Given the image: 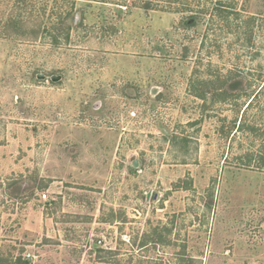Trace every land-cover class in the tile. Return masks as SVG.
Instances as JSON below:
<instances>
[{
  "label": "rangeland",
  "instance_id": "1",
  "mask_svg": "<svg viewBox=\"0 0 264 264\" xmlns=\"http://www.w3.org/2000/svg\"><path fill=\"white\" fill-rule=\"evenodd\" d=\"M145 4L0 0V264H264V0Z\"/></svg>",
  "mask_w": 264,
  "mask_h": 264
},
{
  "label": "trees",
  "instance_id": "2",
  "mask_svg": "<svg viewBox=\"0 0 264 264\" xmlns=\"http://www.w3.org/2000/svg\"><path fill=\"white\" fill-rule=\"evenodd\" d=\"M142 1L146 3L145 8L151 10L159 8L157 4L152 5L155 0ZM165 1L172 3V0ZM228 14L221 18L224 21H228ZM257 73L258 78H256V81L260 84L256 88H253V84L250 81H247L248 84L246 82L244 87V81L230 78L232 77V73H230V77H226V82L230 83L226 86L227 90H219L218 96L221 93L226 100L233 99V101L246 97L247 101L243 108L238 110L237 119L234 122L235 127L225 133L226 139L230 140L231 143L239 141L238 147L246 149L243 154L235 156L234 163L237 166L264 171V74L260 71ZM206 93L207 91L202 96L200 94L195 95L205 100Z\"/></svg>",
  "mask_w": 264,
  "mask_h": 264
},
{
  "label": "water",
  "instance_id": "3",
  "mask_svg": "<svg viewBox=\"0 0 264 264\" xmlns=\"http://www.w3.org/2000/svg\"><path fill=\"white\" fill-rule=\"evenodd\" d=\"M38 79L39 80H44V79H46V76L45 75H38ZM61 80V77L60 76H52L51 77V81L52 82H54V83H57V82H59ZM138 165V163L137 162H135V166H137Z\"/></svg>",
  "mask_w": 264,
  "mask_h": 264
},
{
  "label": "built area",
  "instance_id": "4",
  "mask_svg": "<svg viewBox=\"0 0 264 264\" xmlns=\"http://www.w3.org/2000/svg\"><path fill=\"white\" fill-rule=\"evenodd\" d=\"M43 199H44V200H45V199H47V196H46V195H44V196H43Z\"/></svg>",
  "mask_w": 264,
  "mask_h": 264
}]
</instances>
